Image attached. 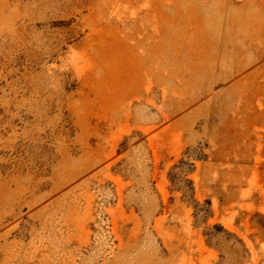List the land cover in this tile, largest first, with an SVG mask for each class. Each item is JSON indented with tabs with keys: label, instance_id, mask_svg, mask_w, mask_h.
I'll list each match as a JSON object with an SVG mask.
<instances>
[{
	"label": "rangeland",
	"instance_id": "rangeland-1",
	"mask_svg": "<svg viewBox=\"0 0 264 264\" xmlns=\"http://www.w3.org/2000/svg\"><path fill=\"white\" fill-rule=\"evenodd\" d=\"M219 6L264 50V0H0V264H264V69L157 104L165 11Z\"/></svg>",
	"mask_w": 264,
	"mask_h": 264
},
{
	"label": "crops",
	"instance_id": "crops-1",
	"mask_svg": "<svg viewBox=\"0 0 264 264\" xmlns=\"http://www.w3.org/2000/svg\"><path fill=\"white\" fill-rule=\"evenodd\" d=\"M230 7H216L212 14L205 9L190 15L165 11L164 36L150 42L149 49L163 56L157 104L170 119V129L194 134L191 122L204 116L214 99L244 88L247 106L254 88L263 86L254 76L264 69V50L253 47L252 24L237 21ZM174 57L187 65L174 68Z\"/></svg>",
	"mask_w": 264,
	"mask_h": 264
}]
</instances>
